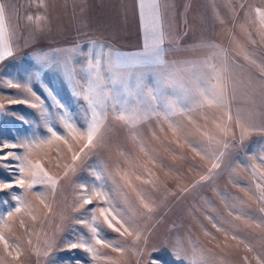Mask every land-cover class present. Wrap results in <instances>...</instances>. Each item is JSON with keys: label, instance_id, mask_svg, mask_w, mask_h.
<instances>
[{"label": "rangeland", "instance_id": "rangeland-1", "mask_svg": "<svg viewBox=\"0 0 264 264\" xmlns=\"http://www.w3.org/2000/svg\"><path fill=\"white\" fill-rule=\"evenodd\" d=\"M68 1L43 0L45 6L41 7V0H17L14 5L16 18L14 15L13 26L17 32L12 43L13 55L0 62V81L26 82L28 72L38 67L35 63L37 57H54L56 63L44 70L43 81L66 105L70 115L83 124L89 115L87 105L83 99H77L75 93L81 91L82 85L86 86L92 53L111 51L129 55L142 52L144 30L140 0L83 1L79 5L87 6L88 12L78 14L74 22L73 17L62 13L60 8ZM160 3L165 47L168 49L165 60L174 71L167 90L175 95L169 99L180 97L186 110L170 117L178 128L174 134L162 114L158 118L149 113L147 119L128 126L114 119L109 106L102 126V139L94 150L89 151L86 163L106 170L128 194L129 205L135 212L142 234L135 252L121 255L105 248L101 253L112 256L120 264H153L154 261L157 264H257L258 259L264 264V211H261L264 204L259 201V192L253 183L254 179L264 183V177L260 176L264 173V163L257 159L264 156L261 151L264 135L252 134L240 145L235 126L237 116L264 125V75L261 74L264 41L258 34L260 23L253 11L257 7L264 10V0H160ZM28 16H32L33 21L30 22ZM37 16L47 18L39 22V29L35 21ZM79 25L81 27L75 29ZM250 39L256 40V44L253 45ZM242 47L248 49L256 64L244 60ZM214 52L217 54L215 63L226 64L232 79L223 107H200L195 99H191V77L184 69ZM106 70L105 61L101 74ZM136 76H143L145 83L150 81L144 68L138 69ZM31 86L45 101V106L53 110L51 97L38 83ZM142 92L141 99L146 101L148 90ZM9 95L24 94L0 85V103L6 109V113L0 114V137L12 139L25 133L27 125L18 119L19 116L31 121L32 128L38 127L44 134L43 121L37 118L34 110L21 104L8 105L6 99ZM152 103L155 105L156 102ZM229 114L231 121H228ZM225 122L237 132L236 139L228 137V149L212 145L226 153L221 167L215 170L211 179L196 183L211 167L210 159H202L197 154L209 144L205 133L221 135L216 123ZM60 130L63 133L62 127ZM56 143L67 153L62 142ZM141 144L158 163L140 150ZM82 146L83 141L76 145L77 150ZM44 150L51 157L56 155L49 148ZM17 151L23 154V150ZM33 158H40L39 153ZM60 163L62 165L63 161ZM253 166L257 170L255 177ZM51 170L62 174L63 168L52 167ZM125 172L129 173L127 179L143 190L146 202L153 206L151 213L141 206L136 194L125 184L122 179ZM136 175L142 180H154L155 188L152 184L137 181ZM78 177L92 180L81 164L75 176L60 181L54 197L49 195L50 212L34 196H28L37 219L33 221L24 213L13 218L10 222L12 230L7 235L20 244L21 255L19 258L15 253L10 255L0 243V264H47V258L38 257L33 252L34 247L44 248L46 238L63 247V243L73 237V229L77 234L83 232L87 235L86 229L72 223V218L79 215L73 211L78 191L74 181ZM0 179H8L2 169ZM12 191L20 194L23 190L16 188L0 192V201H8L6 205L0 204V215L14 207ZM32 191L46 190L37 186ZM113 195L121 207H126L116 192ZM213 220L222 225L227 235L225 231L218 232L212 227ZM105 230L109 238L119 239L123 246L132 247V237H120L106 225ZM233 235L237 239H233ZM29 239L32 244L28 243ZM53 255L73 262L79 258L82 264H91L87 254L79 249L54 252ZM177 256L181 259L177 260Z\"/></svg>", "mask_w": 264, "mask_h": 264}, {"label": "snow or ice", "instance_id": "snow-or-ice-1", "mask_svg": "<svg viewBox=\"0 0 264 264\" xmlns=\"http://www.w3.org/2000/svg\"><path fill=\"white\" fill-rule=\"evenodd\" d=\"M41 7H44V2L41 0ZM256 17L259 19L260 31L258 32L261 41H264V10L260 8L253 9ZM27 19L33 21L32 16ZM45 16L35 17L37 28H40V21H46ZM140 19L141 27L144 30V48L142 52L129 55L114 54L109 51L105 54L92 53V59L88 64L89 78L85 82L86 86H81V91L75 93L77 99H83L86 103V113H89L83 124L77 122L70 115L66 105L57 98L51 88L43 81L42 74L44 70L56 63L54 57L47 55L36 58L35 63L38 67L30 70L27 74L26 82H17L14 80L0 81V85H6L10 89H16L18 93H23L22 96L9 95L6 99L8 105L21 104L34 110L37 118L43 121L44 134L39 132V128H32V122L25 117L19 116L18 119L27 125L25 133L18 134L17 137L7 139L0 137V169L8 176L7 180L0 179V192H5L12 189H22L20 194L15 191L10 192L12 201L15 202L14 207L6 214L0 215V243L3 244L5 252L10 255L16 254V258L21 255L20 244L13 242L7 235L12 230L10 223L18 214L24 213L31 217L33 221L37 219L33 213L31 202L28 196L32 195L39 200L48 210L51 211V204L48 202L49 195L55 196L57 187L61 180L75 176L78 169L83 164L84 169L88 170L89 176L92 177L88 181L82 177H78L74 181L78 191L75 194L73 211L79 213L78 216L72 218L73 224L81 225L86 229L87 235L83 232L77 234L73 229V237L67 239L63 243V247L56 245L50 239L44 240V248L41 250L38 247L33 248L36 256L43 255L47 258V264H82L81 259L76 258L74 262L55 257L54 252L69 251L79 249L86 253L91 261V264H120L112 256L102 254L101 249L110 248L113 252L121 255L132 251L135 252L136 245L141 239L142 229L136 221L134 210L131 209L128 200V194L125 193L121 186L112 179L106 170L93 168L86 163V157L89 151L94 150L102 139V126L104 119L107 118L109 106L114 115V119L123 122L125 125L132 126L141 119H147L148 114L161 117L168 121L169 128L174 134L178 128L175 126L170 117L178 112H184L186 105L180 97L169 99L174 96V92H169L167 89L170 86L169 81L174 76L172 66L165 60V54L168 49L165 47L166 34L163 28V19L161 14L160 0H140ZM5 7L0 4V36L4 33L5 26ZM223 23V21H221ZM243 28L244 26L241 25ZM250 42L255 45L256 40L250 39ZM0 46L4 51L0 53V61L6 57L13 55L9 44L0 39ZM214 48V45H209ZM244 60L251 64H256L247 48L242 47ZM216 53L206 57L198 64L187 66L184 70L190 74L192 87L191 99H195L200 107L207 105L208 107H223L224 100L227 96L231 75L226 64L215 63ZM106 61L107 70L101 74V68ZM259 66V65H258ZM140 68L147 70L150 75L149 83H145L143 76H136V71ZM123 69L124 71H117ZM264 75V69H262ZM155 77V79H151ZM106 81L107 83H103ZM33 83H38V86L46 92V95L52 99V109L49 110L45 106V101L31 86ZM111 85V87H108ZM151 85V87H150ZM147 89V100H142V90ZM152 102H156L155 105ZM6 113L5 105L0 103V114ZM103 117V118H102ZM232 120L229 114L228 121ZM236 129H238L239 144L243 145L246 138L252 134L264 135V125H257L250 120L243 119L237 116L235 121ZM63 128V133L60 128ZM216 128L219 129L221 135H210L205 133L209 144L197 152L201 158L211 160V167L208 168L207 174L201 175L196 183L205 182L211 179L215 170L221 167L222 158L225 156V151L220 148H214L212 145H222L223 149L230 147L228 139L231 136L232 140L236 139L237 132L227 123H216ZM163 130V128L161 129ZM23 138H20V136ZM83 141V146L77 150L76 145ZM56 142H62L67 153L63 152ZM75 142V144L73 143ZM234 146V145H233ZM49 148L56 153L54 157L49 155V152L44 149ZM17 150H23L20 154ZM140 150L148 155L154 162L155 157L141 144ZM264 152V148L261 149ZM39 153L40 158L34 159V155ZM70 155V160L68 156ZM257 159L264 163V156H259ZM63 161L61 165L60 161ZM63 168L62 174L53 172L52 167ZM119 167V165L117 166ZM146 172L150 170L145 168ZM256 168L253 166V176L256 175ZM129 173L125 172L122 179L125 184L136 194L141 206L151 213L153 206L146 202L143 190L127 179ZM264 177V173H260ZM137 181H142L144 184H152L155 188V181L152 179L142 180L140 175H136ZM111 181V184L109 183ZM257 191L259 192L258 199L264 204V183L253 180ZM37 186L46 191H32ZM116 192L122 199L126 207H121L120 201L113 195ZM0 204H8L5 199L0 201ZM90 205H94L89 207ZM264 211V207L261 208ZM209 219H212L209 217ZM21 226H24L21 220ZM110 229L114 233H119L120 237H132V247L123 246L119 239L109 238L105 230ZM212 227L216 231H225L222 225H218L214 220ZM208 234L207 232L205 233ZM39 238V234H37ZM237 239L235 235L232 237ZM32 244L31 239L28 241ZM99 246V247H97ZM177 260L181 257L177 256ZM153 264H157L156 261ZM257 264H261L258 259Z\"/></svg>", "mask_w": 264, "mask_h": 264}, {"label": "crops", "instance_id": "crops-1", "mask_svg": "<svg viewBox=\"0 0 264 264\" xmlns=\"http://www.w3.org/2000/svg\"><path fill=\"white\" fill-rule=\"evenodd\" d=\"M83 1L87 2L88 0H82V1L81 0H69L68 4H64V6L63 5L60 6V8L62 9V13L66 12L69 16H72L73 17V22H74V18L77 19L76 16L78 14H82V13L86 14L88 12V7L87 6L79 5L80 2L82 3ZM90 1L92 2L94 0H90ZM0 4H2L5 7L4 26H5V29H6L4 31V33L2 34V36H0V39H3L4 41H6L9 44V46L11 47V50H12V43H13V41L15 39V34L14 33L16 31L15 30V25L13 26L14 15H15V10H16V9H14V5L15 6L17 5V0H0ZM15 18H16V15H15ZM78 23L83 25L81 22H78ZM72 25H74V23H72ZM81 25L75 27V29L81 27ZM3 51H4L3 47L0 46V53H2ZM12 52H13V50H12ZM2 61H0V62H2Z\"/></svg>", "mask_w": 264, "mask_h": 264}]
</instances>
